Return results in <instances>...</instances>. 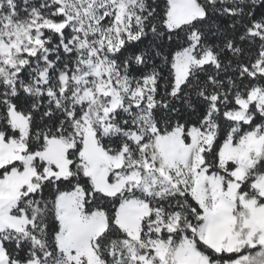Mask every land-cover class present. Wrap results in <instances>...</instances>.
<instances>
[{"label": "snow or ice", "instance_id": "1", "mask_svg": "<svg viewBox=\"0 0 264 264\" xmlns=\"http://www.w3.org/2000/svg\"><path fill=\"white\" fill-rule=\"evenodd\" d=\"M0 264H264V0H0Z\"/></svg>", "mask_w": 264, "mask_h": 264}]
</instances>
